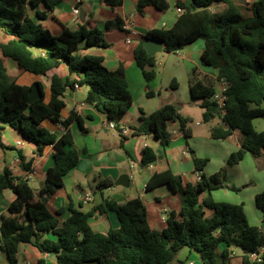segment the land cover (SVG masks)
Masks as SVG:
<instances>
[{
  "label": "trees",
  "instance_id": "trees-1",
  "mask_svg": "<svg viewBox=\"0 0 264 264\" xmlns=\"http://www.w3.org/2000/svg\"><path fill=\"white\" fill-rule=\"evenodd\" d=\"M63 0H0V33L10 40L1 45L0 57V137L4 124L18 131L23 138L37 148L38 157L47 147L52 148L55 167L46 176L41 196H52L64 186V177L80 162L81 152L68 146L74 145L72 134L67 131L59 136L48 130L43 122L61 124L69 130L77 121L84 133L87 132L83 120L72 114L62 120L65 108L64 97L68 89L88 88L85 103L106 115L107 121L120 123L133 106V96L129 90L126 70L122 65L110 71L99 56L81 53L92 48H109L104 32L92 21L81 25L78 31L65 29L55 36L40 22L48 19ZM110 8L123 5L124 0H102ZM215 5H225L222 14L212 13ZM147 7L159 11L169 8L168 0H138L137 12L143 13ZM179 7L185 12L170 30L148 31L144 40H156L166 46V52L177 53L199 40H204L206 49L201 61L206 66L218 70V80L228 83L225 106L220 108L214 100V84L192 82L191 94L196 101L202 100L203 121L209 123L221 119V123L211 129L214 139H228L235 131L241 134V149L228 159V165L240 164L247 153L260 159L264 152V131L258 132L254 122L264 118V0L249 5V16L241 13L234 0H192L191 5L183 3ZM34 13V14H33ZM124 22L116 19L107 23V29H122ZM35 50L39 54H35ZM136 63L146 81L156 78L155 57H150L139 44L134 51ZM3 58L14 61L20 73L47 76L51 71L66 64L70 76L63 80L58 75L51 79L50 96L29 102L33 86H22L10 76ZM176 82V81H174ZM176 84L172 85L175 88ZM153 96V93H148ZM180 122L182 130L189 122L177 106L167 104L155 113L142 118L137 135H154L169 145L168 124ZM227 126V127H225ZM188 136V135H187ZM126 138L121 147L126 154ZM0 145L3 146L0 142ZM22 167L32 171L30 162L25 164L20 153ZM158 160L152 148H145L141 165H152ZM200 180L196 185H182L180 177L170 171L155 174L150 179L147 190L169 185L180 194L181 209L169 213L167 228L154 230L148 221L146 206L141 197L121 204L109 203L100 207L101 211L117 212L121 227L107 234L95 232L90 223V214L72 210V215L61 223L51 213L45 201L35 198L32 187L27 182L16 183L8 168L0 173V192L10 189L17 198L9 207V216L2 217L0 245L11 264H18L19 249L23 244H32L41 253L56 256L58 264H169L181 251L189 248L200 255L202 264H220L219 257H228L227 249L219 256L222 244L240 247L246 253L242 264H251L249 254L264 249L263 226L250 224L244 205L216 202L211 193L218 189L238 191L226 184V169L208 177L204 173L209 159L194 157ZM113 183L103 180L101 188ZM205 193L209 196L203 198ZM256 206L264 214V192L256 196ZM212 211L207 216L206 211ZM52 233L56 241L43 239ZM264 264V253L261 262Z\"/></svg>",
  "mask_w": 264,
  "mask_h": 264
},
{
  "label": "crops",
  "instance_id": "crops-1",
  "mask_svg": "<svg viewBox=\"0 0 264 264\" xmlns=\"http://www.w3.org/2000/svg\"><path fill=\"white\" fill-rule=\"evenodd\" d=\"M78 1L63 0L50 13L48 19L40 23L55 36L61 35L65 29L78 31L81 25L88 20H92L104 32L110 45L109 48H92L86 51L81 50V53L102 57L104 65L110 71H116L122 65L124 66L129 90L134 99L132 108L119 125L122 133L123 131L126 133L122 135L109 129L106 115L85 103L88 93V91L84 92L85 88L68 89L64 97L66 106L61 114L62 120H66L74 113L83 120L87 132L82 131L77 121L70 126L69 130L50 120L43 122L48 130L59 136L69 131L72 134L74 145L68 146L67 150L75 149L82 153L79 164L64 177V186L52 196H41L40 191L45 184L47 173L55 167L52 148L47 147L44 154L38 157L36 146L26 141L8 124H4L1 130L0 142L3 146L0 145V173L9 168L16 183L27 182L32 187L36 200L42 198L51 213L57 216L61 223L72 215V210L90 214L89 223L92 229L101 234H107L112 229H119L121 221L117 212L114 210L101 211L100 207L106 202L121 204L138 197L142 198L146 206L150 226L156 231L166 229L169 213L181 209V196L169 185H162L154 190H147V185L153 175L168 171L181 178L184 188L189 184L196 185L199 181V174L196 171L194 157L209 159L204 169L208 177L225 168L227 185L234 187L238 183L247 184L248 187L252 185L254 182L250 179L249 173L242 170L244 160L238 165H228L229 157L241 149L239 131H235L228 139H214L211 132L206 136L201 135L204 137H199L194 129L188 126L191 121H194L192 110L198 103L192 98V82L214 84L216 91L220 85L218 70L204 65L201 61L206 49L205 41L199 40L177 53L166 52V46L163 44V51L155 56L153 69L156 72V78L151 82L146 81L136 63L134 51L144 41L145 34L154 29H172L182 16L178 12L179 4L189 6L192 0H168V10L159 11L154 7H147L143 13L137 12L138 0H124L123 5L116 8L107 7L102 0H81L80 3ZM247 5L248 7L250 5L248 1ZM217 6L223 5L213 6L211 12L222 14L216 11ZM76 8L80 11L78 16L74 14ZM116 19H121L124 24H128L129 29H107V23ZM9 40L10 38L0 33V57L2 56L1 45ZM35 54H39V51L35 50ZM158 56L161 57L158 58ZM3 60L8 73L17 79L18 84L33 86L39 83L43 86L47 98L51 93V79L54 75H58L63 80L73 78L66 64L51 71L47 76H37L28 72L20 73L14 61L8 58H3ZM174 84H176L175 88L172 87ZM150 92L153 93L151 97L148 96ZM167 104L176 105L180 114L189 122L185 127L187 134L182 130L180 122L168 124L169 145L164 148L162 141L154 135L140 136L136 134L135 129L140 127L143 117L155 113ZM200 116L203 119V111ZM213 122L215 123L213 127H215L221 123V119L218 118ZM196 125L200 127L202 122L197 121ZM123 137L126 138L125 145L130 156L121 147ZM199 139H202L208 148L203 143L199 144ZM147 147L156 152L158 160L152 165L143 167L141 165L143 151ZM20 153L24 157L25 164L33 162L32 171L24 170ZM214 158L218 159L216 168L213 165ZM261 159H264V152ZM123 176L130 178L128 187L116 185ZM103 180H109L113 184L101 188L99 183ZM222 190L225 189L213 191L211 197L216 202H222L225 199L237 204L234 197L224 198L219 195L218 192ZM259 193L261 192L254 193L255 207L250 206V214L246 204L242 205H244L250 224L262 227L264 214L256 206V196ZM88 195H91L89 200ZM208 196L209 193H205L203 198ZM16 198V194L10 189L0 192V227L2 217L9 216V207ZM206 214L211 216L213 212L207 210ZM43 239L56 241L57 237L48 233L43 236ZM226 249L228 257L226 259L219 257L220 264H242L246 253L243 256H237L232 247L228 248L227 245L222 244L219 248V256ZM0 264H11L1 245ZM18 264H58V262L56 256L41 253L32 244H23L19 249ZM169 264H202V261L197 252L185 248Z\"/></svg>",
  "mask_w": 264,
  "mask_h": 264
},
{
  "label": "rangeland",
  "instance_id": "rangeland-1",
  "mask_svg": "<svg viewBox=\"0 0 264 264\" xmlns=\"http://www.w3.org/2000/svg\"><path fill=\"white\" fill-rule=\"evenodd\" d=\"M247 1L248 3H253L254 0H234V2L239 6L241 13L244 14L245 16H249L250 12L247 10L248 5H247ZM216 11H218V13H223L226 10V6H217ZM161 56H158V58ZM162 69V68H161ZM88 88L85 87L84 92H87ZM201 103L202 100H198L197 106L194 110H192V114H193V119L194 121H191V123H189V127H192L196 133V135H198L199 137H204L201 135H205L208 134L209 132H211V128L213 127V125L215 124L213 121L209 122V123H205L203 121L202 118H200L201 113H202V108H201ZM200 116V117H199ZM217 120V119H215ZM197 121H201L202 122V126L198 127L196 125ZM216 122V121H215ZM255 128L258 132H263L264 131V118L261 119H257L254 122ZM199 144L203 143L202 139L198 140ZM203 145H205V143H203ZM206 146V145H205ZM208 148V146H206ZM214 168L217 167V161L218 159L214 158ZM222 170V169H221ZM242 170L246 171V173H249L250 179H252V181L254 182L252 185H250L248 187V185H240L239 183L236 184V188L238 189V191L235 192H229L228 190H222L221 192H218L219 195H221L222 197H227V196H231L234 197V200H236L235 202H237V204L242 205L243 203L246 204L247 206V211L250 214L251 208L250 206L253 205V207H255V203H254V193L255 192H263L264 191V159H255L251 153H247L243 164H242ZM239 200H238V199ZM225 203H230V204H236V203H232L231 201H226L225 199H223ZM236 204V205H237ZM264 229V228H263ZM233 250L235 251V255L237 256H243L245 254L244 250L240 247H232Z\"/></svg>",
  "mask_w": 264,
  "mask_h": 264
},
{
  "label": "built area",
  "instance_id": "built-area-1",
  "mask_svg": "<svg viewBox=\"0 0 264 264\" xmlns=\"http://www.w3.org/2000/svg\"><path fill=\"white\" fill-rule=\"evenodd\" d=\"M81 0L78 1V3H80ZM178 12L180 14H183L185 12L184 9L179 8ZM74 14L76 16H78L80 14L79 9H75L74 10ZM123 29L127 30L129 29V25L124 24ZM220 81V85H219V89L216 91V95L214 96V100L218 102L220 108H223L225 106V101H226V92H227V88H228V83L225 80H219ZM80 89L78 86L75 87V90ZM108 128L118 132L119 134L126 133V131H121L120 128L117 127V125L114 122H110L108 123ZM199 180H200V176H199ZM88 200L91 198V195H88ZM264 253V249L261 250L259 253H251L249 254V261L251 264L253 263H259L261 262L262 259V254Z\"/></svg>",
  "mask_w": 264,
  "mask_h": 264
},
{
  "label": "water",
  "instance_id": "water-1",
  "mask_svg": "<svg viewBox=\"0 0 264 264\" xmlns=\"http://www.w3.org/2000/svg\"><path fill=\"white\" fill-rule=\"evenodd\" d=\"M83 20L85 18L84 14L82 15ZM143 46L146 49V51L148 52V55L150 57H155L157 54L161 53L163 51V43L156 41V40H144L143 41ZM147 71H152L153 68L152 67H147L146 68ZM45 98L44 92L41 89V86L39 83H36L33 86V89L30 92V99L29 102L33 103L35 101L38 100H42ZM227 127V126H225ZM130 178L128 176H123L119 182L116 183V185L118 186H124V187H128L129 186V182ZM127 182V183H126Z\"/></svg>",
  "mask_w": 264,
  "mask_h": 264
}]
</instances>
